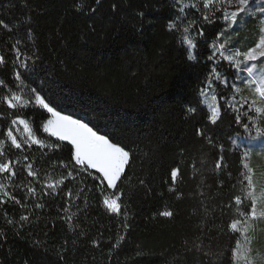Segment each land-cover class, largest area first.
<instances>
[{
  "label": "trees",
  "instance_id": "obj_1",
  "mask_svg": "<svg viewBox=\"0 0 264 264\" xmlns=\"http://www.w3.org/2000/svg\"><path fill=\"white\" fill-rule=\"evenodd\" d=\"M77 4L84 7L77 10ZM185 13L177 22L180 31H170L169 22L180 16L176 0H0V20L8 25H0L5 58L0 80L14 92L34 88L57 111L88 123L129 152L117 188L109 190L123 193L119 214L107 209L101 187L83 173L45 195L48 177L67 173L61 162L68 163L70 145L43 132L42 124L51 117L46 109L32 103L11 110L0 104L8 118L0 119V138L8 120L19 116L38 138L61 143L51 150L37 145L24 152L7 149L13 160L28 156L23 163H32L38 175L28 176L18 166L7 188L24 207L12 201L0 205V264H224L232 245L227 225L235 214L234 197L242 194L237 177L244 151L250 153L255 184L264 178V118L244 129L221 101V119L208 122L198 90L212 68L210 45L222 22L208 23L193 8ZM259 16L245 19L241 29H229L237 30L236 49L247 50L258 41ZM193 20L196 58L189 60L179 37L182 26ZM15 48L35 64L21 68ZM16 71L26 85L22 89ZM217 71L231 79L234 69L221 61ZM216 90L230 95L222 85ZM7 91L0 87V96ZM242 95L251 92L244 89ZM174 169L179 170L175 181ZM69 190L71 198L65 195ZM251 224L250 247L260 264L264 220Z\"/></svg>",
  "mask_w": 264,
  "mask_h": 264
},
{
  "label": "snow or ice",
  "instance_id": "obj_2",
  "mask_svg": "<svg viewBox=\"0 0 264 264\" xmlns=\"http://www.w3.org/2000/svg\"><path fill=\"white\" fill-rule=\"evenodd\" d=\"M96 2L99 3V0H96ZM252 2L253 0H187V2L186 0H176L180 16H177L175 21L168 24L170 31H180L177 28V22L187 15L185 9L188 8L196 9L202 19L208 23L217 20L222 22L221 30L216 34V39L210 45L212 54L208 59L213 61L212 68L203 81V86L198 90L199 102L205 107L208 122L213 125L221 119L223 114L221 101L224 105V111L231 110L234 114V122L244 129H249L251 125H256L261 118H264V6L254 10L250 7ZM83 7V4L76 5L77 10H81ZM92 11H95V9H92ZM257 12L260 14L258 19V41L254 43V46L244 51L229 48V37L231 35L229 29L237 25L238 17L241 14L249 17L255 16ZM195 23L193 20L189 21L187 26H182L179 37V42L186 45L189 50V60L196 58L192 53V50L197 47L195 37L190 35V30ZM0 25H3L5 29L8 28V25L4 24L2 20H0ZM196 34L203 36V29H198ZM16 43L19 44L20 41ZM14 51L21 68H27L29 61L35 64L33 57L26 56L19 48H15ZM221 61H226L234 69L231 79L217 71ZM4 62V55L0 54V64ZM241 72L246 73V76L237 75ZM15 79L19 81L18 87L21 89L26 87L19 71H16ZM236 79L240 80L243 87L233 83ZM217 84L222 85L223 89L227 90L230 95H225L223 92L217 93ZM0 87L8 89L6 94L0 96V104L11 110L22 109L32 103L46 109L51 114V119L42 124L43 132L50 137H55L58 142H67L70 145L68 163L61 162L62 166L68 171L56 180H53L50 176L48 177L45 195L48 194L47 189H51L55 193L66 179H75L76 176L83 173L97 181L98 186L102 189L103 204L107 209L111 213L119 214L121 204L118 201L123 193L109 190L117 188V182L120 181L129 162V152L120 143L113 142L107 134H100L94 130L88 123L80 119H74L70 115L61 114V112L50 106L34 88L30 89L32 97L25 99L22 92H14L11 88H8L4 80H0ZM244 89L250 90L251 95L243 96ZM237 96H240V99H237ZM189 111L194 112L196 109L190 108ZM0 119L7 120L8 118L0 113ZM20 125L23 126V130L19 127ZM256 132L259 136L262 129L257 127ZM18 135L22 139H18ZM198 135H203V132L198 130ZM209 143H211L210 138ZM33 145L39 146L40 149L48 148L49 150L61 147V143H46L45 140L38 138L27 119L16 116L8 120L3 137L0 138V177L6 178V183L0 182V205L12 201L24 207L21 201L13 196L7 188L12 185V180L17 175L18 166L26 169L28 176L37 177L38 172L33 170L32 163H23V161H28V156L25 155L22 159L17 157L13 160L9 158L7 149L15 148L24 152L31 150ZM220 148L223 151L222 145ZM249 155L248 151H244L240 157L242 170L237 177V183L241 185L242 194L234 197L235 214L227 225L232 245L228 249V257L224 264H257L252 254L251 238L248 233L252 227V221L264 220V186H260L258 189L254 182L253 169L247 162ZM222 160L223 157L221 156L220 161ZM215 167L217 169L221 167L219 161ZM178 171V169H174L171 172L173 181L176 180ZM28 191L32 195L36 193L35 188L32 187H29ZM65 195L71 198V190ZM35 206L37 208L42 207L39 203ZM70 206L69 204L64 211L67 212ZM228 207H232V205L229 204ZM161 215L170 217L172 212L163 211ZM20 219L23 221L27 220L28 217L21 216ZM68 219L71 220V216ZM123 239L124 237L121 236L115 246L118 247ZM260 264H264V258L261 259Z\"/></svg>",
  "mask_w": 264,
  "mask_h": 264
},
{
  "label": "rangeland",
  "instance_id": "obj_3",
  "mask_svg": "<svg viewBox=\"0 0 264 264\" xmlns=\"http://www.w3.org/2000/svg\"><path fill=\"white\" fill-rule=\"evenodd\" d=\"M263 5H264V0H253V2L250 4V7H252L254 10H256L259 7L263 6ZM248 17L249 16H245L244 14H241V16L238 17V23H237V25H235V29L238 30V29L243 28L244 21H245V19H248ZM237 30L233 31L231 33L230 37H229V45H228L229 48L236 49L235 46L233 45V43H234V39H235ZM222 39H224V38H222ZM237 75L238 76H246V73H245V75H243V73L241 72V73H238ZM233 83L242 87V85L240 84V80L239 79H236L235 81H233ZM20 92H22V95L24 96L25 99H29L30 97H32V93L30 92V90H27V89L23 88ZM49 119H51V117ZM74 119H76V118H74ZM19 127L21 128V130H23V126L22 125H20ZM18 138L22 139V137H20L19 135H18ZM261 147L264 148V143L261 144ZM0 182H4L1 177H0ZM256 185H257L258 189H259L260 186H264V178L262 180H260V182H258ZM118 203H119V201H118Z\"/></svg>",
  "mask_w": 264,
  "mask_h": 264
}]
</instances>
